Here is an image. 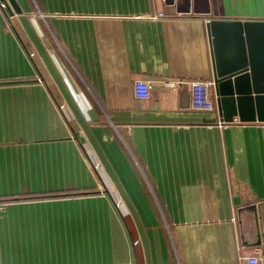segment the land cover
Listing matches in <instances>:
<instances>
[{"label":"crops","instance_id":"obj_1","mask_svg":"<svg viewBox=\"0 0 264 264\" xmlns=\"http://www.w3.org/2000/svg\"><path fill=\"white\" fill-rule=\"evenodd\" d=\"M16 1L0 0V264L264 258V122L191 108L188 83L214 80L207 22L264 20V0Z\"/></svg>","mask_w":264,"mask_h":264},{"label":"water","instance_id":"obj_2","mask_svg":"<svg viewBox=\"0 0 264 264\" xmlns=\"http://www.w3.org/2000/svg\"><path fill=\"white\" fill-rule=\"evenodd\" d=\"M11 13L16 0H4ZM216 107L221 119L264 122V20L212 18Z\"/></svg>","mask_w":264,"mask_h":264},{"label":"built area","instance_id":"obj_3","mask_svg":"<svg viewBox=\"0 0 264 264\" xmlns=\"http://www.w3.org/2000/svg\"><path fill=\"white\" fill-rule=\"evenodd\" d=\"M168 83L175 84L177 81L169 80ZM190 84V105L195 110H214L216 108V96L214 91L215 80L212 79H194L189 80ZM134 94L137 97L148 98L152 91V80L137 78L133 84ZM234 121V120H233ZM231 121V122H233ZM4 203L0 201V211ZM244 264H264V258L260 250L256 249L254 253L243 257Z\"/></svg>","mask_w":264,"mask_h":264}]
</instances>
